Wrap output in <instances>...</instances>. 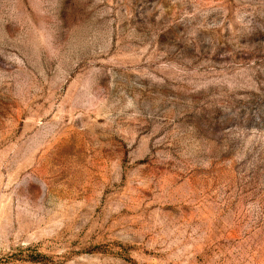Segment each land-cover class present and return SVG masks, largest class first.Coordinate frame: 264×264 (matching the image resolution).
Here are the masks:
<instances>
[{"label":"rangeland","instance_id":"obj_1","mask_svg":"<svg viewBox=\"0 0 264 264\" xmlns=\"http://www.w3.org/2000/svg\"><path fill=\"white\" fill-rule=\"evenodd\" d=\"M0 264H264V0H0Z\"/></svg>","mask_w":264,"mask_h":264},{"label":"trees","instance_id":"obj_2","mask_svg":"<svg viewBox=\"0 0 264 264\" xmlns=\"http://www.w3.org/2000/svg\"><path fill=\"white\" fill-rule=\"evenodd\" d=\"M34 260V259H33Z\"/></svg>","mask_w":264,"mask_h":264}]
</instances>
